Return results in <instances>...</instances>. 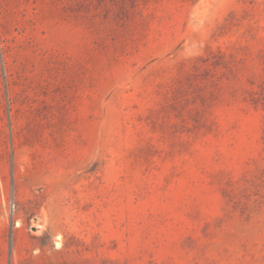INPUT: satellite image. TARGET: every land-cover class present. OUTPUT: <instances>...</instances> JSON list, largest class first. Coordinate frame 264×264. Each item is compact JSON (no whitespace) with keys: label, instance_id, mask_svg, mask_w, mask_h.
Segmentation results:
<instances>
[{"label":"rangeland","instance_id":"rangeland-1","mask_svg":"<svg viewBox=\"0 0 264 264\" xmlns=\"http://www.w3.org/2000/svg\"><path fill=\"white\" fill-rule=\"evenodd\" d=\"M0 264H264V0H0Z\"/></svg>","mask_w":264,"mask_h":264}]
</instances>
